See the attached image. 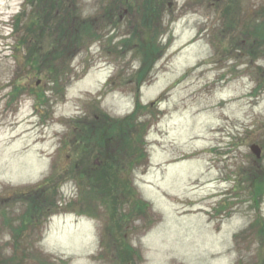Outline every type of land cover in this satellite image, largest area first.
I'll use <instances>...</instances> for the list:
<instances>
[{
  "label": "rangeland",
  "instance_id": "obj_1",
  "mask_svg": "<svg viewBox=\"0 0 264 264\" xmlns=\"http://www.w3.org/2000/svg\"><path fill=\"white\" fill-rule=\"evenodd\" d=\"M51 2L0 0V264H264V0Z\"/></svg>",
  "mask_w": 264,
  "mask_h": 264
},
{
  "label": "trees",
  "instance_id": "obj_2",
  "mask_svg": "<svg viewBox=\"0 0 264 264\" xmlns=\"http://www.w3.org/2000/svg\"><path fill=\"white\" fill-rule=\"evenodd\" d=\"M46 1H48V0H45V4L42 5L44 10L46 9V11H47V10H50V8H53L56 6L55 2H51L52 0L51 1L49 0L48 2H46ZM43 13L45 15L47 14L46 12H43ZM47 15H49V14H47ZM46 17H48V16H46ZM57 17L54 16V17L50 18V20H55ZM40 19L45 20V18H40ZM50 20H48V21H50ZM48 21H46V22L48 23ZM63 23H64V20L62 21L61 24H63ZM145 73H146V71H143V69H142L143 75L136 80V83L138 85H142L145 81H147L148 75H145ZM107 83H109V85H111L110 81H108ZM136 99L137 100H136L135 110L132 113H130L123 121L118 120V121H115L112 123V126L119 128V132L120 131L123 132V136H124V134L126 135L125 138L124 139L123 138L116 139L117 137H119V134L117 136L113 135V136H110L111 138L113 137L111 139L112 142L113 141H118V143L126 142L128 140L126 138L127 134L136 135L134 130H136V132L139 130L138 127L140 126L141 122H138L137 112H139L140 108L143 106L141 101H140V94L139 93H136ZM93 119H94L93 123L91 122V124L87 123L89 125H86V126L84 125V127H83L84 131L83 132H85V128H86L89 132H91V135H89V137H94L93 139L89 138V141L93 144V146H92L93 151L96 152L97 154L95 155V157L93 159L94 160L93 168L91 169V173H90L91 175H89V176L91 177L92 180H94L95 183L98 182L95 186H96L97 191H100V190L104 189V188H102L103 186L108 187V185L111 184V181H109V180H110V177H113L112 174H110V177H109V175H107V173H106V172H108L106 168L109 169V167H108L109 161H107V162L103 161V163L101 162L102 152L104 151V148H105V146L103 147V138L102 137H106L105 131H106V128L109 127L108 122H112V120L110 119V116L108 117V119H104L103 116L101 117V115H95ZM101 120H103L104 123L100 122ZM125 127H129V129L127 130ZM131 129H133V130L131 131ZM130 135H128V136H130ZM105 140L106 139H104V141ZM116 174H120V173H116ZM114 180H115V184L117 185V183L121 179H119V177L116 176V178ZM108 188H111V186ZM257 190H258V188H256L255 193H257ZM123 192L125 193L126 191H123ZM104 195L106 197V193ZM117 196H119V195H115V197H117ZM140 204H142V201L138 205H140ZM142 205H140L141 210H143L145 208V207L143 208ZM24 223H25V221H24Z\"/></svg>",
  "mask_w": 264,
  "mask_h": 264
},
{
  "label": "flooded vegetation",
  "instance_id": "obj_3",
  "mask_svg": "<svg viewBox=\"0 0 264 264\" xmlns=\"http://www.w3.org/2000/svg\"><path fill=\"white\" fill-rule=\"evenodd\" d=\"M50 1H51V0H50ZM57 2H58V1H57ZM128 2H129V0H126V3H128ZM154 3H155V2H154ZM156 4L159 5L158 2H156ZM160 4L163 5L164 3L161 1ZM132 6H133V5H132ZM155 7H156L155 5H152V6H151V8H152L153 10H154ZM121 11H122V13H124L123 16H125V15H127V14L130 12V7H129V6H127V7H123ZM121 11H120V12H121ZM120 12H119V13H120ZM121 18H122V17H121Z\"/></svg>",
  "mask_w": 264,
  "mask_h": 264
},
{
  "label": "water",
  "instance_id": "obj_4",
  "mask_svg": "<svg viewBox=\"0 0 264 264\" xmlns=\"http://www.w3.org/2000/svg\"><path fill=\"white\" fill-rule=\"evenodd\" d=\"M251 150L256 154V156L258 158L261 157L262 149H261V147L259 145H257V144L252 145L251 146Z\"/></svg>",
  "mask_w": 264,
  "mask_h": 264
}]
</instances>
